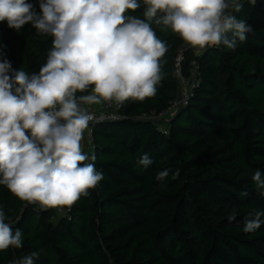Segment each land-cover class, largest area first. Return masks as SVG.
Listing matches in <instances>:
<instances>
[{
    "label": "trees",
    "instance_id": "trees-1",
    "mask_svg": "<svg viewBox=\"0 0 264 264\" xmlns=\"http://www.w3.org/2000/svg\"><path fill=\"white\" fill-rule=\"evenodd\" d=\"M26 2L41 14L40 0ZM144 9L141 0L129 14L143 19ZM232 15L252 29L235 49L196 52L152 24L168 46L164 79L154 96L117 105L120 119L92 125L84 153L103 180L88 196L42 210L0 185L5 222L23 234V247L0 251V264L33 252L34 264H264V223L243 231L249 213L264 212V190L252 180L257 170L264 178V0H242ZM53 39L31 23L17 31L0 22V60L38 73ZM180 76L191 80L190 94L157 119L177 100ZM145 153L153 161L147 168L138 163ZM163 170L169 176L159 182Z\"/></svg>",
    "mask_w": 264,
    "mask_h": 264
},
{
    "label": "clouds",
    "instance_id": "clouds-1",
    "mask_svg": "<svg viewBox=\"0 0 264 264\" xmlns=\"http://www.w3.org/2000/svg\"><path fill=\"white\" fill-rule=\"evenodd\" d=\"M142 3L143 19L129 14L141 7V0H40L39 15L26 0H0V22L17 31L31 23L39 34L54 38L38 73L13 70L10 61L0 60V185L19 200L42 210L70 208L103 180L83 151V133L93 121L85 105L122 106L156 94L168 46L153 23L196 49L221 44L235 49L252 31L232 15L241 10L242 0ZM152 162L147 153L138 160L145 168ZM179 174L177 169L172 179ZM168 176L169 170H163L155 179L163 182ZM252 180L264 190L259 170ZM261 216L264 212L249 213L243 231L259 229ZM228 219H236L235 209ZM5 221L0 205V251L22 248L21 230L13 231ZM38 255L12 264H34Z\"/></svg>",
    "mask_w": 264,
    "mask_h": 264
},
{
    "label": "built area",
    "instance_id": "built-area-1",
    "mask_svg": "<svg viewBox=\"0 0 264 264\" xmlns=\"http://www.w3.org/2000/svg\"><path fill=\"white\" fill-rule=\"evenodd\" d=\"M187 47H190L189 45L186 44ZM197 51H200L201 49H196ZM180 59L181 56H178L176 58V67L178 68L180 65ZM194 63V62H193ZM180 81L184 84L187 82L184 78L180 76ZM181 90V89H180ZM190 94V89L189 90H184V91H179V96L177 100H175L171 106L167 109L166 112L161 113L157 115V119L165 117L168 113H170L174 108H176L178 105H181L185 103L187 96ZM89 109V112L93 116V121L89 124V127L84 131L83 133V151L86 150V148L89 147L90 143L92 142V125L96 123H102V122H108V121H115L121 118V116L117 112V104L115 102L112 103H101L98 106H88L85 105ZM166 133V131H163Z\"/></svg>",
    "mask_w": 264,
    "mask_h": 264
},
{
    "label": "rangeland",
    "instance_id": "rangeland-1",
    "mask_svg": "<svg viewBox=\"0 0 264 264\" xmlns=\"http://www.w3.org/2000/svg\"><path fill=\"white\" fill-rule=\"evenodd\" d=\"M196 52H197V50H196ZM190 85H191V80H188L184 84L180 81V89H181L180 92L184 91V90H189L190 89ZM98 105H100V104H96L95 106H98ZM168 116H169V113L163 118L166 119Z\"/></svg>",
    "mask_w": 264,
    "mask_h": 264
},
{
    "label": "crops",
    "instance_id": "crops-1",
    "mask_svg": "<svg viewBox=\"0 0 264 264\" xmlns=\"http://www.w3.org/2000/svg\"><path fill=\"white\" fill-rule=\"evenodd\" d=\"M96 104H94V105H91V106H95Z\"/></svg>",
    "mask_w": 264,
    "mask_h": 264
}]
</instances>
